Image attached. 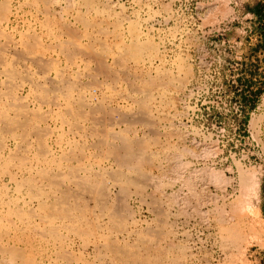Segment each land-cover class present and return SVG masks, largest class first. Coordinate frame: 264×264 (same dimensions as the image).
<instances>
[{
  "label": "rangeland",
  "instance_id": "374dc122",
  "mask_svg": "<svg viewBox=\"0 0 264 264\" xmlns=\"http://www.w3.org/2000/svg\"><path fill=\"white\" fill-rule=\"evenodd\" d=\"M88 1L0 0L9 9L5 18L0 10V47L6 37L15 44L0 49V68L18 75L0 72V110L11 116L9 99L23 98L35 121L9 134L0 122V264H122L102 248L103 238L138 251L139 264H264V90L255 98L264 81V18L251 10L264 13V0ZM66 39L84 52L69 57ZM136 41L154 52L119 57ZM29 42L43 61L23 59L20 47ZM100 46L108 54L99 57ZM46 60L53 64L45 68ZM44 86L58 105L42 102ZM68 95L82 97L89 115L74 129L57 115ZM103 129L113 131L106 144L120 153L121 135L143 145L148 159L135 161L139 171L133 159L105 153ZM69 167L103 179L101 192L81 189ZM35 168L62 173L53 188L42 182V202L31 189Z\"/></svg>",
  "mask_w": 264,
  "mask_h": 264
},
{
  "label": "bare ground",
  "instance_id": "6f19581e",
  "mask_svg": "<svg viewBox=\"0 0 264 264\" xmlns=\"http://www.w3.org/2000/svg\"><path fill=\"white\" fill-rule=\"evenodd\" d=\"M3 1V0H2ZM64 1H66V0H64ZM68 1V0H67ZM82 1V0H81ZM88 0H86V2H87ZM5 2V1H4ZM3 2V3H4ZM85 2V1H84ZM89 2V1H88ZM85 5V4H84ZM4 6H6V5H4ZM44 6V5H43ZM0 7H2V6H0ZM6 8V7H5ZM4 8V9H5ZM4 9H0V10H4ZM8 8H6L5 10H7ZM1 11L2 13H3V17L5 18V12L6 11ZM9 10V9H8ZM45 11H46V9H45ZM1 12H0V14H1ZM47 13V12H46ZM57 13V12H56ZM1 15H0V17H2ZM81 16V15H80ZM2 17V18H3ZM60 19V18H59ZM104 19V18H103ZM83 20V19H82ZM58 22V21H57ZM88 22V21H87ZM106 22V21H105ZM59 23V22H58ZM68 23V22H67ZM91 23V22H90ZM115 23V22H114ZM62 24H64V23H62ZM67 25V24H66ZM92 25V24H91ZM60 26V25H59ZM86 26V25H85ZM62 27H63V25H62ZM65 27V26H64ZM68 28V27H67ZM100 29H101V27H100ZM97 30H99V29H97ZM63 31V30H62ZM65 31V30H64ZM67 32V31H66ZM66 32H65V34H66ZM76 32V31H75ZM98 32V31H97ZM33 33V32H32ZM60 33V32H59ZM106 33H107V31H106ZM75 34V33H74ZM5 35V34H4ZM6 36V35H5ZM28 36V35H27ZM73 36H75V35H73ZM56 37V36H55ZM79 37V36H78ZM77 38V37H76ZM72 40H73V38H71ZM138 39V38H137ZM22 40V39H21ZM66 41H67V39H66ZM89 41V40H88ZM134 41V40H133ZM94 42V41H93ZM100 42V41H99ZM11 43H13L12 42V40H11V38H10V40L8 39V37H6V41L5 42H3L2 44H1V47H0V49L1 48H6V47H8V48H10L11 47ZM58 43V42H57ZM74 43H75V41H74ZM74 43H72L71 41H69V39H68V41H67V43H66V45L64 44L63 46H61V48H62V51L63 52H65V54H68V56L70 57V56H72V55H74L76 52H80L81 50V48L80 49H77L73 44ZM102 43H103V41H102ZM14 44V43H13ZM76 44V43H75ZM91 44V43H90ZM15 45V44H14ZM14 45H12V46H14ZM89 45V44H88ZM51 46V45H50ZM89 46H91V45H89ZM88 46V48H90ZM102 46V45H101ZM100 46V47H101ZM12 48V47H11ZM14 48V47H13ZM16 48V47H15ZM14 48V49H15ZM21 49L19 50V51H21V55L23 56V59H27V58H29V57H32V58H34V60L36 59L37 61H43V58H42V56H41V52L38 50V47H37V44L36 43H31V42H29L28 44L27 43H23L22 44V47H20ZM91 48H93L92 46H91ZM94 49V48H93ZM93 49H91V50H93ZM120 49V48H119ZM3 50V49H2ZM5 50V49H4ZM16 50H17V48H16ZM83 50H85V49H83ZM87 50V49H86ZM97 50H99V49H97ZM108 49L106 48V47H101L100 48V50H99V57L100 56H103V55H105V54H108V51H107ZM154 50V49H153ZM152 50V48H151V45L150 44H148V43H140V42H134V43H132V44H128L127 46H123V47H121V49L118 51V53H119V57H124V56H126V57H129L130 59H132V60H139L141 57H143V56H150L154 51ZM90 51V50H89ZM109 51H110V49H109ZM2 52V51H1ZM84 52V51H83ZM82 51L80 52V53H83ZM86 53V52H85ZM91 52H89L87 55H89ZM93 53V52H92ZM91 53V54H92ZM2 54L4 55V53L2 52ZM16 54V53H15ZM77 54V53H76ZM85 54V55H86ZM3 55H1L0 54V65L2 64V63H4L6 60L4 59V57H3ZM92 55H96L95 53L94 54H92ZM91 55V56H92ZM156 55V54H155ZM81 56V55H80ZM106 57H107V55H106ZM117 57V56H116ZM125 57V58H126ZM96 58V57H95ZM118 58V57H117ZM29 59H31V58H29ZM42 59V60H41ZM97 59V58H96ZM95 59V60H96ZM100 59H102V58H100ZM51 60V59H50ZM24 61V60H23ZM33 61V60H32ZM36 61V62H37ZM47 61V60H46ZM97 61V60H96ZM115 61H116V59H115ZM17 62V61H16ZM34 62V61H33ZM72 62V61H71ZM100 62V61H99ZM47 63H48V65H52L53 63H52V61H47L46 63L44 62V64H46V66H44L45 68L47 67ZM52 63V64H51ZM37 64V63H36ZM25 65V64H24ZM14 66V65H13ZM99 66V65H98ZM44 67H41V68H44ZM180 67H181V69L183 70V71H185L184 69V67L182 66V64L180 65ZM186 67H187V65H186ZM44 68V69H45ZM50 68V67H49ZM49 68H47V69H49ZM52 68H56V67H52ZM43 69V70H44ZM60 69V68H59ZM43 70H42V72H43ZM46 70V69H45ZM106 70V69H105ZM29 71V70H28ZM107 71V70H106ZM0 72H3L7 77H9V78H17L18 77V75H16L17 74V72L15 71V69H13V68H10V67H3V68H0ZM25 72V71H24ZM46 72H47V70H46ZM97 72V71H96ZM138 72V71H137ZM31 73V72H30ZM45 73V72H44ZM47 73H49V72H47ZM46 73V74H47ZM58 73H60V72H58ZM108 74H109V72H107ZM111 73V72H110ZM20 74V73H19ZM22 74V73H21ZM91 74V73H90ZM126 74V73H125ZM28 75V74H27ZM31 75V74H30ZM48 75V74H47ZM46 75V76H47ZM99 75V74H98ZM21 76V75H20ZM113 76V75H112ZM49 77V76H48ZM47 77V78H48ZM62 77H63V75H62ZM25 78H26V80L28 79V77L27 76H25ZM25 78H23V79H25ZM51 79V78H50ZM65 78H63V80H64ZM67 79V78H66ZM152 79V78H151ZM187 79V78H186ZM6 80H8V79H6ZM148 80V79H147ZM54 81V80H53ZM66 81V80H65ZM79 82V81H78ZM97 82V81H96ZM132 82V81H131ZM164 82V81H163ZM14 83V82H13ZM20 83V82H19ZM28 83H29V81H28ZM49 83H50V80H49ZM52 83H55V82H52ZM68 83V82H67ZM110 83V82H109ZM113 83V82H112ZM36 84V83H35ZM64 84V83H63ZM92 84V83H91ZM96 84H98V83H96ZM151 84V83H150ZM52 85V84H51ZM55 85H57V84H55ZM8 86L9 87H11V83H9L8 84ZM76 86V85H75ZM147 86V85H146ZM8 87V88H9ZM40 87H42V86H40ZM40 87H38L39 88V90H41L40 89ZM45 87V86H44ZM43 87V90H41L42 91V93H41V95H42V102H46L49 106H54V105H58V102H57V100H58V98L57 97H53V98H49L48 97V91H49V89H46V87L44 88ZM57 87H58V85H57ZM138 87V86H137ZM136 87V88H137ZM165 87V86H164ZM135 88V87H134ZM9 89H11V88H9ZM63 89V88H62ZM65 89H67V87L65 88ZM75 89V88H74ZM146 89V88H145ZM149 88L147 87V92L145 91V90H142V91H145L146 93H148V90ZM48 90V91H47ZM60 90V89H59ZM82 90V89H81ZM100 90V89H99ZM141 90V89H140ZM67 91H68V89H67ZM137 91V90H136ZM54 93H55V91H53ZM84 92V91H83ZM63 93V92H62ZM151 93V92H150ZM65 94V93H64ZM82 94H84V93H82ZM2 95V94H1ZM54 95H56V94H54ZM53 95V96H54ZM93 95V94H92ZM144 95V94H143ZM11 96V95H10ZM90 96V95H89ZM160 96V94L158 95V97ZM20 97V96H19ZM92 97V96H91ZM103 97V96H102ZM56 98H57V100H56ZM37 99V98H36ZM97 99V98H96ZM102 99V98H101ZM159 99V98H158ZM10 100V102H8V105H7V107H9L10 108V110L12 109V115L10 116V114L8 115V113H6V111H2V110H0V122H2L3 123V125L6 127V130L7 131H5V132H7L8 134H9V132L10 133H15V131H18V130H22L24 133H25V130L26 129H30V128H32L35 124H34V118L32 119V117H30L31 116V112H30V110H28L27 108H26V101L23 99V98H18V97H11V99H9ZM143 100V99H142ZM166 100V99H165ZM67 104H66V106L64 107V108H61V109H59L58 110V112H57V115L62 119V120H64V121H66V122H68V124H70L71 125V127L74 129V128H76L79 124H80V121H82V120H84V118L86 117V116H89V115H85L84 114V111H83V106H84V100L82 99V97H78L77 99H72V97L70 96V95H68L67 96ZM109 101V100H108ZM98 102H99V100H98ZM103 102V101H102ZM101 102V103H102ZM138 102V101H137ZM104 106V105H103ZM139 106V105H138ZM90 107H91V105H90ZM8 109V108H7ZM51 109V108H50ZM92 109V108H91ZM95 109V108H94ZM149 110V109H148ZM94 111V110H93ZM47 112H49V111H47ZM145 111H142V113H140V118H144V117H146L145 116V113H144ZM91 113V112H90ZM110 113V112H109ZM125 113V112H124ZM127 113V112H126ZM116 114H118V113H116ZM120 114V113H119ZM108 115V114H107ZM123 115V114H122ZM147 116H148V114H146ZM131 116V118H135L136 116L135 115H130ZM39 117V116H38ZM87 118V117H86ZM124 118H126V117H124ZM36 120H38L39 118H35ZM90 119V118H89ZM41 120H43V117H42V119H40V120H38V121H41ZM91 120V119H90ZM93 120H95V119H93ZM110 121H111V119H109ZM134 120H136V119H134ZM89 121V120H88ZM121 121V120H120ZM119 121V122H120ZM96 122H98V121H96ZM109 123V122H108ZM93 124H95V122L93 123ZM102 124V123H101ZM103 125V124H102ZM101 125V126H102ZM80 126V125H79ZM105 126V125H104ZM1 128V127H0ZM94 128V127H93ZM91 129L92 131L94 130V129ZM99 128V127H98ZM102 128V127H101ZM4 129V128H3ZM100 129V128H99ZM5 130V129H4ZM2 131V130H1ZM28 131V130H27ZM98 131V130H97ZM133 131V130H132ZM94 132V131H93ZM102 133H101V138L99 139L100 141L99 142H101V143H103L104 144V148H106V152L105 153H110V155H112V153H113V155H115V157L116 158H118V160L119 161H121L122 163H126L127 161L129 162V160L131 161L132 159L134 160V163H133V165H132V167L134 168V171L137 169V167H136V165H135V161H137V162H139L140 163V161H143V160H145L146 159V157L148 156V155H146L145 154V151L146 150H144L143 149V145L139 142V141H136L135 139H132V138H128V137H125V136H123V135H121V136H117L118 138H119V140H120V145H119V147L121 148V150H122V152L120 153L119 151H118V148H114V146L113 147H111L112 145H110L109 144V146H108V144H106V142H107V140L106 139H108V137H110L111 135H112V132H110V131H108V129H103L102 131H101ZM35 133H37V132H34V135H35ZM74 133V132H73ZM6 134V133H5ZM39 134H41V133H39ZM15 135V134H14ZM20 135H21V133H20ZM25 134H23V138H25V136H24ZM10 136V135H9ZM37 136H38V134H37ZM3 137V136H2ZM21 137H22V135H21ZM35 137V136H34ZM156 137V136H155ZM113 138V137H112ZM115 138V137H114ZM113 138V139H114ZM2 139V138H1ZM0 139V140H1ZM26 139V138H25ZM22 140V139H21ZM27 140V139H26ZM18 143H20V142H18ZM21 143H22V141H21ZM39 143H40V141H39ZM29 144V143H28ZM141 144V145H140ZM159 144V143H158ZM36 145V144H35ZM80 145V144H79ZM78 145V146H79ZM134 145H135V147L137 148H134ZM24 147V146H23ZM22 147V149H23V151H25V150H28V149H26V148H23ZM41 147V146H40ZM44 150V149H43ZM70 150V149H69ZM21 151V150H20ZM19 151V152H20ZM72 151V150H71ZM30 152V151H29ZM42 150L41 151H39V153L38 154H42ZM73 152V151H72ZM21 153V152H20ZM36 153V152H35ZM75 153V152H74ZM78 153V152H77ZM151 153V152H150ZM17 154V153H16ZM19 154V153H18ZM18 154L15 156H13V158H15L16 159V162H17V166H23L24 165V158H26V157H24L25 155H24V153L23 154H19V156H18ZM37 154V155H38ZM102 155V154H101ZM18 156V157H17ZM27 156V155H26ZM38 156H40V155H38ZM76 156V155H75ZM108 156H109V154H108ZM12 157V156H11ZM24 157V158H23ZM78 158V157H77ZM33 159V158H32ZM147 159H148V157H147ZM152 159V158H151ZM150 159V160H151ZM42 160H44V159H42ZM42 160H41V162H42ZM25 161H27V160H25ZM36 161V160H35ZM30 162H32V161H30ZM54 162V161H53ZM52 162V163H53ZM56 162V161H55ZM118 162V161H117ZM120 162V163H121ZM121 163V164H122ZM129 163H131V162H129ZM43 164H45V163H43ZM81 164V163H80ZM138 164V163H137ZM27 165V164H26ZM31 165V164H30ZM25 166V165H24ZM130 167H131V165H129ZM135 166V167H134ZM138 166V165H137ZM148 166V165H147ZM39 167V166H38ZM49 167V166H48ZM85 167V166H84ZM150 167V166H149ZM22 168V167H21ZM25 168V167H24ZM67 168V167H66ZM136 168V169H135ZM17 169V168H16ZM31 168L30 167H28V170H30ZM64 169V168H63ZM51 170V169H50ZM140 169H137V171H139ZM11 171V170H10ZM61 171V170H60ZM60 171H58V172H53V173H50V171H48L47 169H45V168H35V170H34V173H36V174H34L33 173V171L31 172V173H33L34 175H37L38 176V184H36L37 185V187L35 186V187H33V188H31L32 190H34L35 191V194H36V196H35V194H34V196H32V197H34V198H38V199H40V201L42 200H45L44 199V197H43V195L41 194L40 195V193H41V191L43 190V189H41V184H42V182L44 183L45 182V184L46 185H48L49 187H55L57 184H58V182L61 180V178H62V173L60 172ZM117 171V170H116ZM136 171V172H137ZM13 172V171H12ZM19 172V171H18ZM63 172V171H62ZM66 174L67 175H69V177L70 176H72L71 177V179L72 178H74L75 176H77L78 174V171H75V169L74 168H70L69 167V169H67L66 170ZM118 172H119V170H118ZM29 173V175L31 174L30 172H28ZM114 173V172H113ZM117 172H115V174H116ZM92 174V173H91ZM97 174V173H96ZM101 174V173H100ZM99 174V175H100ZM114 174V175H115ZM113 174L112 175H110V176H114ZM64 176V175H63ZM79 176V175H78ZM78 176L76 177V178H78ZM116 176H118V175H116ZM23 177V176H22ZM66 177V176H65ZM68 177V176H67ZM80 177V176H79ZM121 177V176H120ZM32 177H30V179H31ZM75 178V182L81 187V189H93L96 193H97V191H98V193H100L101 192V187H102V182H103V179H101L102 180V182H101V180L100 179H98L97 178V176L96 175H94L93 176V174L92 175H90L89 174V172L87 171V175H86V177H84V178H81V179H76ZM100 178H101V176H100ZM103 178V177H102ZM111 178V177H110ZM114 178V177H113ZM35 179V178H34ZM115 179H117V178H115ZM120 179V178H119ZM123 179V178H122ZM126 179V178H125ZM121 180V179H120ZM73 181H74V179H73ZM22 182H24V181H22ZM121 182V181H120ZM119 182V183H120ZM124 182V181H123ZM123 182H121V185H123L122 183ZM125 182H133V183H137L138 182V180L137 179H135V178H128V179H126L125 180ZM61 183V182H60ZM25 184V183H24ZM29 184V183H28ZM28 184H26V185H28ZM44 184V185H45ZM74 184V183H73ZM128 185V184H127ZM133 185V184H132ZM104 187H105V185H103ZM119 186V185H118ZM134 186H135V184H134ZM137 186V185H136ZM30 187H32V186H30ZM39 187V188H38ZM103 187V188H104ZM142 187V186H141ZM136 188V187H135ZM121 189H123V188H121ZM141 189V188H140ZM104 190V189H103ZM92 191V190H91ZM127 191V190H126ZM32 192V191H31ZM59 192H61V191H59ZM94 192V193H95ZM33 193V192H32ZM31 193V194H32ZM62 193V192H61ZM66 193V192H65ZM68 194L70 193V192H67ZM72 193V192H71ZM88 193V192H87ZM95 193V194H96ZM104 193V192H103ZM107 193V192H106ZM120 193H121V191H120ZM39 194V195H38ZM64 194V193H63ZM82 194V193H81ZM33 195V194H32ZM51 195V194H50ZM70 195H72V194H70ZM86 195V194H85ZM28 196H29V194H28ZM47 196V195H46ZM74 196V195H73ZM77 196V195H76ZM91 196V195H90ZM92 196H93V193H92ZM91 196V197H92ZM98 196V195H97ZM102 196H104V195H101V197ZM66 197V196H65ZM82 198H84V197H82ZM81 198V199H82ZM89 198V197H88ZM32 199V198H31ZM73 199H75V198H73ZM54 200V199H53ZM120 200V199H119ZM125 200V199H124ZM41 201V202H42ZM64 201H66L65 199H64ZM105 201V200H104ZM60 202H62V201H60ZM98 202V201H97ZM125 202V201H124ZM49 203V202H48ZM59 203V202H58ZM75 203V202H74ZM40 204V203H39ZM50 204V203H49ZM54 204H57V202H54ZM81 204V203H80ZM118 204V203H117ZM6 205V204H5ZM52 204H50V206H51ZM50 206H48V205H46V204H42V206L40 207L41 208V210H42V212L44 213V215H46V212H48L49 211V209H51L50 208ZM59 207H60V205H58ZM58 206L56 207V208H58ZM124 206V205H123ZM17 207V206H16ZM117 207V206H116ZM79 208V207H78ZM125 208V207H124ZM69 209V208H68ZM14 210V209H13ZM12 210V211H13ZM53 210V209H52ZM65 210V209H64ZM121 210V209H120ZM70 211V210H69ZM113 211V210H112ZM52 212V211H51ZM55 212H56V210H55ZM58 212V211H57ZM66 212V211H65ZM68 212V211H67ZM66 212V213H67ZM114 212H116V211H114ZM119 213V212H118ZM54 214V213H53ZM52 214V215H53ZM56 214V213H55ZM71 214V213H70ZM114 214V213H113ZM57 215V214H56ZM58 216V215H57ZM69 216V215H68ZM89 216V215H88ZM115 216H116V213H115ZM121 216H122V214H121ZM120 216V217H121ZM124 216V215H123ZM122 216V217H123ZM3 217V216H2ZM51 217V216H50ZM63 217H64V215H63ZM79 217V216H78ZM121 217V218H122ZM41 218H42V216H41ZM53 218V217H52ZM60 218V217H59ZM46 219H49L48 217H46ZM71 219L72 220H74L73 218H72V216H71ZM69 220V219H68ZM94 220V219H93ZM92 220V221H93ZM118 220V219H117ZM117 220H115V221H117ZM13 221V220H12ZM44 221H45V218H44ZM50 221V220H49ZM47 222V221H46ZM13 224V223H12ZM47 224H48V222H47ZM85 224V223H84ZM74 225V224H73ZM86 225V224H85ZM120 225V224H119ZM88 226V225H87ZM94 226V225H93ZM96 226V225H95ZM122 226V225H121ZM92 227V226H91ZM50 228V227H49ZM74 228H75V230H77V231H80V232H82V234H83V236H84V234H87V230L85 229V230H83V229H81L80 228V226L78 227V225H76V226H74ZM119 228V227H118ZM121 228L122 227H120V231H121ZM124 228V227H123ZM92 229H94L93 227H92ZM52 230V229H51ZM54 230H56V229H54ZM74 230V229H73ZM109 230V229H108ZM235 230H237V227H231L230 228V231H235ZM47 231V230H46ZM117 231H118V229H117ZM226 231H229V230H226ZM157 232V231H156ZM40 233V232H39ZM50 233H52L53 235H55L56 234V231H50ZM94 233V232H93ZM234 234L235 233H237L236 231L235 232H233ZM73 234H75V233H73ZM238 234V233H237ZM41 235V234H40ZM239 235V234H238ZM237 236V235H236ZM21 238V237H20ZM240 238V237H239ZM98 240V239H97ZM137 241V240H136ZM140 241V240H139ZM138 243V242H137ZM141 243V242H140ZM133 245V244H132ZM152 247V246H151ZM8 248V247H7ZM11 248V247H10ZM17 247H14V249H16ZM102 248H104L110 255H112V256H114V259L116 258L117 259V261L118 262H120V263H124V264H139V256H138V251H129L130 250V248H129V250H128V248H126V247H118V246H115L113 243H112V241H110L108 238H103V243H102ZM144 248H146V247H144ZM96 249V248H95ZM4 250H6V249H4ZM4 250H2L3 252H5ZM21 250V249H20ZM23 250V249H22ZM58 250V249H57ZM176 250V249H175ZM7 251V250H6ZM18 251V250H17ZM17 251H13V250H8L7 252H9V255L11 254L12 255V257H15L16 256V254H17V256H18V252ZM20 253V252H19ZM64 253V252H63ZM22 254V253H21ZM11 255L9 256V257H11ZM20 256V255H19ZM19 256H18V258H19ZM20 257H23V256H20ZM66 257V256H65ZM15 258H17V257H15ZM14 258V259H15ZM69 258V257H68ZM13 259V260H14ZM110 259V258H109ZM1 261V260H0ZM3 261V260H2ZM12 261V260H11ZM73 261V260H72ZM10 262V261H9ZM13 262V261H12ZM16 262V261H15ZM19 262V261H18ZM12 264H14V263H12ZM16 264H17V262H16ZM110 264V263H109Z\"/></svg>",
  "mask_w": 264,
  "mask_h": 264
},
{
  "label": "trees",
  "instance_id": "16d2710c",
  "mask_svg": "<svg viewBox=\"0 0 264 264\" xmlns=\"http://www.w3.org/2000/svg\"><path fill=\"white\" fill-rule=\"evenodd\" d=\"M253 13L260 15L259 17L262 19L264 18V13H261L260 8L255 7L253 9H251ZM263 61H264V57H263ZM264 90V81L262 82V85L255 91V98L258 99V96L263 92ZM255 104V101L253 100L251 103V107H253ZM245 122H247V117H245L244 119Z\"/></svg>",
  "mask_w": 264,
  "mask_h": 264
}]
</instances>
